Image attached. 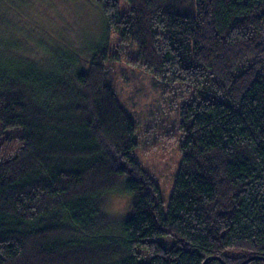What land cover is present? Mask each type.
I'll list each match as a JSON object with an SVG mask.
<instances>
[{
    "label": "trees",
    "instance_id": "trees-1",
    "mask_svg": "<svg viewBox=\"0 0 264 264\" xmlns=\"http://www.w3.org/2000/svg\"><path fill=\"white\" fill-rule=\"evenodd\" d=\"M91 1L107 38L83 68L77 53L31 59L0 30V264H264V0ZM114 33L179 90L166 206L118 165L137 125L107 79ZM117 182L132 193L119 232L102 209Z\"/></svg>",
    "mask_w": 264,
    "mask_h": 264
},
{
    "label": "rangeland",
    "instance_id": "rangeland-1",
    "mask_svg": "<svg viewBox=\"0 0 264 264\" xmlns=\"http://www.w3.org/2000/svg\"><path fill=\"white\" fill-rule=\"evenodd\" d=\"M119 1L121 11L124 6L128 8L124 0ZM0 14L1 32L15 38L22 54L44 62L51 61L53 51L58 50L59 56L80 54L75 66L83 68L93 50L107 38L102 6L91 0H0ZM110 39L107 79L137 125V145L131 151L133 164L127 168L120 161L118 165L127 173L132 167L142 168L146 174L143 180L151 179L157 184L166 206L181 160L179 103L171 101L179 90L141 65L131 63L137 56L131 42L116 33ZM165 82L166 87L162 85ZM192 97L184 93L175 99L182 102ZM103 212L110 216L109 227L118 231L130 210L123 216Z\"/></svg>",
    "mask_w": 264,
    "mask_h": 264
},
{
    "label": "clouds",
    "instance_id": "clouds-1",
    "mask_svg": "<svg viewBox=\"0 0 264 264\" xmlns=\"http://www.w3.org/2000/svg\"><path fill=\"white\" fill-rule=\"evenodd\" d=\"M104 195L102 208L107 213L114 216H123L130 210L132 193L130 190L123 188L119 182L107 187L104 190Z\"/></svg>",
    "mask_w": 264,
    "mask_h": 264
},
{
    "label": "water",
    "instance_id": "water-1",
    "mask_svg": "<svg viewBox=\"0 0 264 264\" xmlns=\"http://www.w3.org/2000/svg\"><path fill=\"white\" fill-rule=\"evenodd\" d=\"M253 258H257V257H255V256L249 257V258L243 260L242 262H240V263H238V264H246L248 261H250V260L253 259ZM203 264H205V262H204Z\"/></svg>",
    "mask_w": 264,
    "mask_h": 264
}]
</instances>
